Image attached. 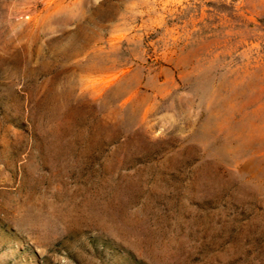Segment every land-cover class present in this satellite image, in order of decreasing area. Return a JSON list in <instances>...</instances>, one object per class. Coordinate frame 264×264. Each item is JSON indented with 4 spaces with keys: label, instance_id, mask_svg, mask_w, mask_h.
<instances>
[{
    "label": "rangeland",
    "instance_id": "374dc122",
    "mask_svg": "<svg viewBox=\"0 0 264 264\" xmlns=\"http://www.w3.org/2000/svg\"><path fill=\"white\" fill-rule=\"evenodd\" d=\"M0 264H264V0H0Z\"/></svg>",
    "mask_w": 264,
    "mask_h": 264
}]
</instances>
